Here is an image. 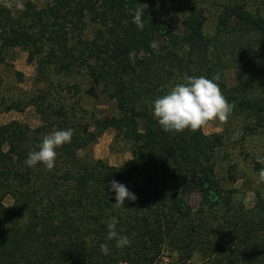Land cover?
Masks as SVG:
<instances>
[{
	"label": "trees",
	"instance_id": "1",
	"mask_svg": "<svg viewBox=\"0 0 264 264\" xmlns=\"http://www.w3.org/2000/svg\"><path fill=\"white\" fill-rule=\"evenodd\" d=\"M166 1L172 0H48L37 7L23 0L22 9L0 3V62L18 47L34 64L36 81L76 94L78 85L52 80L80 73L115 106L108 118L91 116L88 122L77 101L53 102L48 90L22 105L2 103L3 111L33 106L40 124H0V264H153L163 247L176 252L178 264H264L262 198L255 192L253 206L244 208L233 200L234 189L222 188L215 176L222 135L165 132L152 116L153 101L185 74L218 75L242 134L264 132V2L255 10L244 1L221 4L208 36L195 3L188 5L181 31L168 30L160 20ZM138 7L143 30L132 23ZM244 42L252 56L242 63L230 50L237 54ZM228 68L237 82L225 87L221 74ZM69 128L71 143L56 149L51 171L25 165L45 135ZM105 129L128 145L130 156L118 165L90 154ZM253 167L262 165L254 159ZM232 170L229 165L226 176L234 182ZM112 180L137 199L115 207ZM194 189L200 199L191 211L187 198ZM112 217L130 245L117 248L115 240H105ZM102 243L110 254L101 253ZM194 254L199 259L190 263Z\"/></svg>",
	"mask_w": 264,
	"mask_h": 264
},
{
	"label": "rangeland",
	"instance_id": "2",
	"mask_svg": "<svg viewBox=\"0 0 264 264\" xmlns=\"http://www.w3.org/2000/svg\"><path fill=\"white\" fill-rule=\"evenodd\" d=\"M37 7L44 5L48 0H31ZM160 1V0H158ZM162 1V0H161ZM226 1H244L245 7L249 10H255L260 7L264 0H172L166 1L161 12L160 20L165 27L176 34L181 31V19L188 12V5L195 3L203 11L204 23L203 33L212 35L217 26V18L220 13V5ZM23 2V0H21ZM13 9L17 7L15 4ZM230 25H236L234 21ZM249 43V42H248ZM240 52L230 50L234 56H238L241 62H246L251 58V53L246 42L241 43ZM232 54L230 55L232 57ZM26 53L18 47L9 49L3 62H0V124L6 123L12 119H17L30 127L40 124L39 116L31 105H25L22 110L17 111L10 109L2 110V103L6 104L14 102L22 105L26 98L38 94L40 91L48 90L56 102L63 98L66 105L77 101L86 112L85 117L89 122L91 116L108 118L115 113V106L111 100L94 86L90 79L80 73L70 76L57 75L53 77L58 79L62 84H76L79 86L76 94L72 90H59L47 86V82L35 80V67L32 63L25 60ZM229 57V56H227ZM242 65V64H241ZM20 73V75H19ZM221 80L225 87L235 85L237 82L233 68L223 70ZM54 87V85H52ZM78 104H76L77 106ZM78 115H82L80 111ZM85 120V122H86ZM84 122V120H83ZM204 133L219 132L223 137V145L220 150L219 159L215 165V176L220 181L222 188H233V200L241 203L244 208H250L255 202V192H258L264 202V184H257L256 177L260 169L253 167L254 159L257 156L264 157V132L256 131L250 135H243L241 132L240 118L237 116H229L228 122L220 124L213 122L208 127L202 129ZM111 129H105L101 135L90 145V154L93 158L100 159L109 165H118L123 160L129 158L128 145L119 137H114ZM244 136V137H242ZM233 165L234 182L228 180L226 176L227 167ZM262 165V164H261ZM264 167V165H262ZM261 167V168H262ZM200 199V191L194 189L189 194L187 201L191 211H195ZM11 199H4L5 204H9ZM199 259V254H194L190 263H194ZM153 264H178L176 260V252H170L163 247L159 256Z\"/></svg>",
	"mask_w": 264,
	"mask_h": 264
},
{
	"label": "clouds",
	"instance_id": "3",
	"mask_svg": "<svg viewBox=\"0 0 264 264\" xmlns=\"http://www.w3.org/2000/svg\"><path fill=\"white\" fill-rule=\"evenodd\" d=\"M5 7L11 8L13 4L22 9L21 0H0ZM144 10L138 7L134 10L132 23L139 30H143L144 23L142 16ZM156 47L155 43L151 45ZM133 53H129L130 59ZM183 82L177 83L169 89L167 94L156 98L152 104V116L165 132L181 133L185 130L195 133L208 127L213 122L225 124L233 110V104L223 95L218 75L211 79L204 76H185ZM74 135L73 129L56 130L42 138V141L36 146L37 150L30 151L24 163L31 168L38 163L42 164L47 171L55 167L57 156L56 149L64 144L71 143ZM257 162L264 165V157L257 156ZM257 184H264V167H262L256 177ZM109 191L115 192V207H123L125 199L135 201L137 197L121 183L115 180L109 182ZM115 217H112L107 224L106 241L115 240L117 248H123L130 245L131 241L127 236L117 233ZM100 251L103 255L110 254L108 243L100 244Z\"/></svg>",
	"mask_w": 264,
	"mask_h": 264
}]
</instances>
